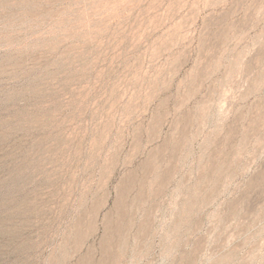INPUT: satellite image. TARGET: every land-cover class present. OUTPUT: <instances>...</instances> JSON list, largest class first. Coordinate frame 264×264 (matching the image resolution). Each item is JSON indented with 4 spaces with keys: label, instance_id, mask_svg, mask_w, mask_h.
<instances>
[{
    "label": "rangeland",
    "instance_id": "rangeland-1",
    "mask_svg": "<svg viewBox=\"0 0 264 264\" xmlns=\"http://www.w3.org/2000/svg\"><path fill=\"white\" fill-rule=\"evenodd\" d=\"M0 264H264V0H0Z\"/></svg>",
    "mask_w": 264,
    "mask_h": 264
}]
</instances>
